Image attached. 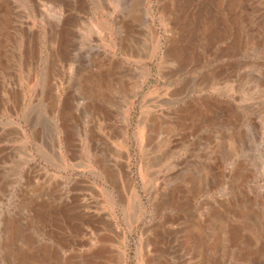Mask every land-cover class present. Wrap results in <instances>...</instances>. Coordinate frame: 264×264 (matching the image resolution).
Masks as SVG:
<instances>
[{
    "label": "rangeland",
    "instance_id": "rangeland-1",
    "mask_svg": "<svg viewBox=\"0 0 264 264\" xmlns=\"http://www.w3.org/2000/svg\"><path fill=\"white\" fill-rule=\"evenodd\" d=\"M0 264H264V0H0Z\"/></svg>",
    "mask_w": 264,
    "mask_h": 264
}]
</instances>
